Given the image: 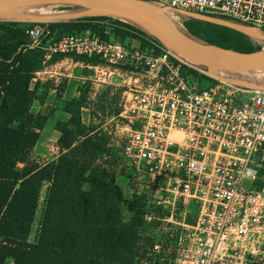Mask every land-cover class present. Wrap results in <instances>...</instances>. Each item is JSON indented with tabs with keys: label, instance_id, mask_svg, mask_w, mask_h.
Returning a JSON list of instances; mask_svg holds the SVG:
<instances>
[{
	"label": "built area",
	"instance_id": "built-area-1",
	"mask_svg": "<svg viewBox=\"0 0 264 264\" xmlns=\"http://www.w3.org/2000/svg\"><path fill=\"white\" fill-rule=\"evenodd\" d=\"M152 1L264 30V0ZM27 34L46 58L76 53L97 59L100 77L107 67L120 77L124 156L160 193L156 203L184 212L182 223L159 217L177 225L172 264H224L250 243L264 246V91L219 80L151 36L122 42L85 31L56 40L38 24ZM200 76L212 83L202 85ZM153 212L144 213L147 224L156 221ZM162 241L142 264H156Z\"/></svg>",
	"mask_w": 264,
	"mask_h": 264
},
{
	"label": "trees",
	"instance_id": "trees-1",
	"mask_svg": "<svg viewBox=\"0 0 264 264\" xmlns=\"http://www.w3.org/2000/svg\"><path fill=\"white\" fill-rule=\"evenodd\" d=\"M108 21L131 28L109 16L84 17L42 27L56 40L85 31L104 39H131L133 35L120 26L113 29L99 25ZM34 25L0 23V264H9L8 259L13 264H142L144 259L151 258L150 248L156 238L140 236V228L144 231L146 227L141 210L134 211L129 222L124 221L121 191L105 169H88L66 156L43 166L31 161L47 123V116L31 110L35 101L44 102L31 87L34 73L44 68V51L32 47L27 34ZM210 28L205 35L209 44L241 52L261 49L238 30ZM142 45L147 43L142 40ZM192 73L199 77L189 72ZM200 81L205 82L204 86L212 83L205 76H200ZM72 103H76L75 98L66 104ZM79 126H84L81 118ZM76 141L72 139L66 149ZM46 183L49 186L41 201ZM39 209L37 234L31 240ZM141 242H147L146 247L140 246Z\"/></svg>",
	"mask_w": 264,
	"mask_h": 264
},
{
	"label": "rangeland",
	"instance_id": "rangeland-1",
	"mask_svg": "<svg viewBox=\"0 0 264 264\" xmlns=\"http://www.w3.org/2000/svg\"><path fill=\"white\" fill-rule=\"evenodd\" d=\"M146 2L154 4L156 10L165 17V20L169 24L177 26L180 32L200 42L208 43L205 41V35L212 29L210 26L235 29L234 27L237 25L235 21L225 20L220 17L201 14L189 15L178 10L160 6L152 0H147ZM78 10H81V6L75 4L60 2L43 3L33 6V8L13 10L14 12H21L22 15L15 17L2 16L0 17V23L23 22L43 25L56 22H68L71 20L61 18L59 15L73 13ZM5 14L6 12L0 13V15ZM55 14L58 16H55ZM114 19H118L131 26V28L126 29L133 35L131 37L132 39L134 37H139L141 39H144L143 37L150 38V33L141 26L126 19ZM99 25L112 27L113 29L120 26L113 21L102 22ZM118 28L123 29L121 26ZM108 29L112 31L111 28ZM241 29L243 33L249 37L248 41L253 46L264 49V30L253 27H242ZM30 41H32V39H30ZM43 54L44 68L34 73L31 87L32 89H36L37 95L39 97L41 96L44 102L35 101L31 110L33 113H42L47 116V123L41 133V139L32 152L31 161L43 166L60 157L66 156L69 157L70 160L76 159L78 164L84 165L88 169H105L107 175L113 178L115 184L121 191L122 200L120 202V209L125 222H129L134 215V211L138 209L143 213L151 210L154 211L153 214L156 217V221L153 224H147L143 219L146 227L144 231L140 228V236L142 238L155 237L162 239L163 241L161 243L164 247H161V253L154 257L155 263L172 264L175 253V243L174 241L170 242L169 239L171 234L175 232L174 228L177 225L161 220L159 217L170 219L173 215L175 220L181 221L182 223L184 212L181 211V208H173L168 204H166L165 207H161V205L156 203L157 199H160V193L152 186L147 187V183L144 181L143 177L133 169L124 156L122 138L117 132V126L121 125V121L118 118L122 99L120 77L117 74L110 75L112 71L110 67H107L106 74L100 77V69L96 67L100 66L101 63L97 60L95 62L91 61L92 59H88V57L76 53L57 54L49 58L45 57V52H43ZM61 60L64 62L67 60L68 62L77 61L86 67L84 68L86 72L83 74L84 80L83 83H81L82 86L79 87V96L75 98L76 103L70 105L66 104L68 101L63 98V91L60 93L58 90L62 87L60 85L61 82L58 81L55 83L52 80L54 78L49 77L51 71L52 73L55 71L62 73L67 71V66H57L55 68L58 62H62ZM87 66H94L95 68H89ZM79 70L80 66L78 70H75V74L81 75ZM238 72L239 71H233L232 73V71H229L222 73L221 76L225 77L227 73L226 77L264 85V78L256 79L247 72L244 73L245 76L241 77ZM201 84L204 85L205 82ZM52 88H57V91L51 93L50 89ZM49 101H52L56 106L39 107V105H43ZM77 103L85 107H78ZM82 108H86V110ZM44 109H48L49 113H43ZM79 118H81L84 126H79ZM51 124L56 131L49 128ZM63 134H66V136H63ZM80 135H83V138H81ZM74 138L77 140L75 145L66 149V145ZM48 186L49 183H46L43 187L41 201L44 200L46 188ZM85 187H88L87 184ZM149 200L153 201L152 204H149ZM39 217L40 209L30 237L31 240H34L36 237ZM190 220H192V216L188 215L186 217V222ZM144 243L147 244V242H141L139 245L146 247ZM246 248H243L244 251L237 250V252H231L224 261V264H264V246L258 249L255 244L250 243ZM254 249H256V252L253 253L252 251ZM7 263L13 264V260L8 259Z\"/></svg>",
	"mask_w": 264,
	"mask_h": 264
},
{
	"label": "water",
	"instance_id": "water-1",
	"mask_svg": "<svg viewBox=\"0 0 264 264\" xmlns=\"http://www.w3.org/2000/svg\"><path fill=\"white\" fill-rule=\"evenodd\" d=\"M50 2L75 4L81 6V10L97 12V14L92 16H109L129 20L148 31L176 54L193 63L204 66L209 75L230 84L264 91V85L262 84L230 77H219L211 73L213 70L238 71L246 68L264 67V49L253 52H241L200 42L179 30L163 24L155 16L150 3L143 0H0V12L17 6H30ZM236 23L237 25L234 28L242 33V27H251Z\"/></svg>",
	"mask_w": 264,
	"mask_h": 264
},
{
	"label": "crops",
	"instance_id": "crops-1",
	"mask_svg": "<svg viewBox=\"0 0 264 264\" xmlns=\"http://www.w3.org/2000/svg\"><path fill=\"white\" fill-rule=\"evenodd\" d=\"M62 62L61 63H57V65L55 66V68L57 66H67V71H65L64 73L62 72H58V71H55L54 73H52V71L49 73V77L50 78H54L52 79L55 83L60 81V85L62 86L59 90V92L61 93L62 91V95H63V98L67 101H70L72 100L73 98H77V96H79V87L82 86L81 83H83V74H85V70L84 68H86L85 66H83V64H81L80 62H77V61H70L68 62V60L66 62H64L63 60H61ZM79 66H80V70L79 72L81 73V75L79 74H75V70H78L79 69ZM89 68H95L94 66L90 67V66H87ZM77 75V76H76ZM81 81V82H80ZM51 93L52 92H55L57 91V88H52L50 89ZM56 105L53 104L52 101H49L48 103H44L43 105H39V107H55ZM82 107H85V106H82ZM83 110L86 108H82ZM46 113L48 114L49 111L48 109H44L43 113ZM85 123V121H84ZM86 124V123H85ZM50 129H53L54 131L55 128L54 126H51L49 127ZM54 147V146H52Z\"/></svg>",
	"mask_w": 264,
	"mask_h": 264
},
{
	"label": "bare ground",
	"instance_id": "bare-ground-1",
	"mask_svg": "<svg viewBox=\"0 0 264 264\" xmlns=\"http://www.w3.org/2000/svg\"><path fill=\"white\" fill-rule=\"evenodd\" d=\"M151 7L153 8L154 10V14L155 16L165 25L175 29V30H178L177 29V26H174L172 24H169L166 20H165V17L162 16L157 10H156V7L154 4L150 3ZM35 5H30V6H17V7H13V8H9L7 10H4L2 12H6L5 15H0V17L2 16H6V17H15V16H18V15H22L21 12H14L13 10H23V9H26V8H30ZM43 7V6H42ZM1 13V12H0ZM94 14H97V12L93 11V10H78V11H74L73 13H68V14H63V15H59L61 16V18H64V19H77L79 17H84V16H92ZM55 16H58L57 14H55ZM70 19V20H72ZM258 30V29H256ZM259 31V30H258ZM261 32V31H260ZM150 36H153L151 34H149ZM240 73V76H245L244 73H248L249 75H253L256 79H261V78H264V67H253V68H246V69H241V70H238ZM225 72H229V71H219V70H213L211 73L219 76V77H222V73H225ZM233 73V71H232ZM227 75V73H226ZM225 75V77H226ZM231 76V75H230ZM246 81V80H245Z\"/></svg>",
	"mask_w": 264,
	"mask_h": 264
}]
</instances>
